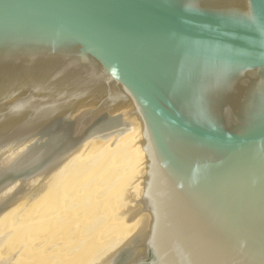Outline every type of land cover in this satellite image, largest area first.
<instances>
[{
  "label": "water",
  "instance_id": "obj_1",
  "mask_svg": "<svg viewBox=\"0 0 264 264\" xmlns=\"http://www.w3.org/2000/svg\"><path fill=\"white\" fill-rule=\"evenodd\" d=\"M139 134L96 264H264V0H0V192Z\"/></svg>",
  "mask_w": 264,
  "mask_h": 264
},
{
  "label": "bare ground",
  "instance_id": "obj_2",
  "mask_svg": "<svg viewBox=\"0 0 264 264\" xmlns=\"http://www.w3.org/2000/svg\"><path fill=\"white\" fill-rule=\"evenodd\" d=\"M141 141L139 134L106 144L68 158L53 176L16 180L3 189L0 264H96L122 245L133 223L113 216L142 199Z\"/></svg>",
  "mask_w": 264,
  "mask_h": 264
},
{
  "label": "rangeland",
  "instance_id": "obj_3",
  "mask_svg": "<svg viewBox=\"0 0 264 264\" xmlns=\"http://www.w3.org/2000/svg\"><path fill=\"white\" fill-rule=\"evenodd\" d=\"M36 250V249H35ZM35 250H33L32 252H34ZM2 258V257H1Z\"/></svg>",
  "mask_w": 264,
  "mask_h": 264
}]
</instances>
